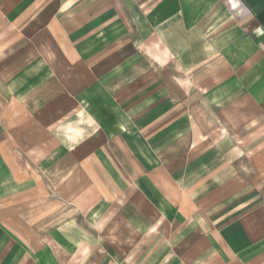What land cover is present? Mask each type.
Instances as JSON below:
<instances>
[{
  "label": "crops",
  "instance_id": "1",
  "mask_svg": "<svg viewBox=\"0 0 264 264\" xmlns=\"http://www.w3.org/2000/svg\"><path fill=\"white\" fill-rule=\"evenodd\" d=\"M0 264H264V0H0Z\"/></svg>",
  "mask_w": 264,
  "mask_h": 264
}]
</instances>
